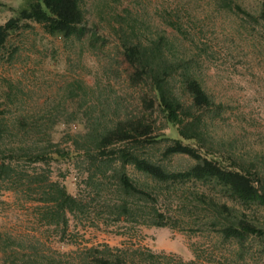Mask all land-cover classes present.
<instances>
[{
  "label": "rangeland",
  "instance_id": "obj_1",
  "mask_svg": "<svg viewBox=\"0 0 264 264\" xmlns=\"http://www.w3.org/2000/svg\"><path fill=\"white\" fill-rule=\"evenodd\" d=\"M30 1L0 0V25ZM262 1L234 0L254 16ZM81 5L83 33L68 39L51 36L32 21H21L9 32L0 54V128L5 137L1 146L41 147L49 140L65 148L76 139L83 141L91 127L103 129L139 116L140 88L128 80L130 71L118 38L119 33L133 30L149 37L164 34L177 56L195 60L198 78L222 104L210 133L227 142L226 148L231 144L240 156L259 155L264 164V19L253 21L219 0H82ZM164 147L162 143L141 152L169 171H183L192 164L185 156L165 157ZM17 167L30 170L22 163ZM47 167L51 180L65 184L88 205L86 211L68 215L63 232L62 224L48 219L53 205L29 199V194L37 193L27 191L24 179H13L16 189L0 182V264H82L90 248L105 246L115 254L123 250L133 264H180V260L264 264L263 239L248 236L242 244L223 239L208 221L199 195L224 201L219 186L197 181L154 183L128 166L131 177L158 193L156 206L170 224L159 227L141 223L148 211L142 204V217L112 221L102 201L116 199L113 180L96 173L92 177L98 184L89 185L95 168L84 157ZM97 192L100 197L95 198ZM241 208L256 224L264 223V207ZM146 250L158 257L142 261L140 253Z\"/></svg>",
  "mask_w": 264,
  "mask_h": 264
},
{
  "label": "trees",
  "instance_id": "obj_2",
  "mask_svg": "<svg viewBox=\"0 0 264 264\" xmlns=\"http://www.w3.org/2000/svg\"><path fill=\"white\" fill-rule=\"evenodd\" d=\"M219 1L228 10H241L253 21L264 19V0L257 16L242 10L234 0ZM81 4L82 0L30 1L0 25V54L9 32L16 30L21 21L35 22L47 34L63 39L83 33ZM118 38L122 57L130 71L128 80L140 88L142 113L117 120L103 129L91 127V131L83 135V141L76 139L72 146L65 148L49 140L41 147H4L1 144L5 137L0 128V182H9V189H16L13 179H24L27 191L37 193V196L29 194L32 197L29 199L53 205L54 210L48 219L50 223L62 224L63 232L68 226L67 216L84 213L88 205L72 195L65 184L51 180L47 166L53 163L84 157L95 168L88 178V184L93 186L98 183L92 174L100 173L103 178L108 175L113 180L117 196L115 200L103 199L102 205L104 213L114 222L142 217L145 213L142 204L148 205V211L141 223L159 227L170 225L156 206L158 193L147 183L131 177L126 171L128 166L154 183L207 182L219 186L226 196L222 201L199 195V203L205 204L208 221L217 227L218 234L240 244L248 236L264 240V223L256 224L241 208L264 207V164L259 155L252 158L240 156L233 151L231 144L226 148L227 142L222 138L215 139L210 133L209 126L222 112V104L214 100L202 79L198 78L195 60L177 56L169 39L159 32L149 37L137 35L133 30L123 31ZM175 82L187 96V102L176 92ZM162 143L165 157L185 156L192 164L183 171H169L141 152ZM21 163L30 170L17 171V165ZM98 197L97 192L95 198ZM134 201L139 205H132ZM88 251L90 256L85 257L82 264H133L126 259L123 250L115 254L105 246L102 250L90 248ZM140 256L148 263L158 257L151 250L140 253ZM179 263L195 264V261L180 260Z\"/></svg>",
  "mask_w": 264,
  "mask_h": 264
}]
</instances>
